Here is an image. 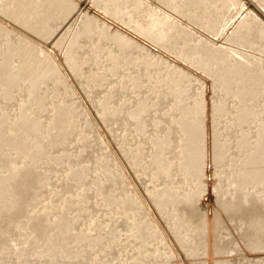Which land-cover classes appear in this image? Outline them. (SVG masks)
I'll use <instances>...</instances> for the list:
<instances>
[{
	"label": "bare ground",
	"instance_id": "6f19581e",
	"mask_svg": "<svg viewBox=\"0 0 264 264\" xmlns=\"http://www.w3.org/2000/svg\"><path fill=\"white\" fill-rule=\"evenodd\" d=\"M86 3L122 26H112L106 16L98 17L92 9L93 12H88V6L82 8L74 0H0V13L4 12L23 31L40 37L45 45L49 42V46H54L82 90L97 84L106 86L104 96L93 102L98 107L97 117L111 128L116 126L115 131L117 126L119 131L121 128L122 143L114 142L127 146L125 150L120 148L125 151L129 165L144 162L147 166L155 184L145 195L149 196L160 219L153 216L146 203L143 206V198L136 202L134 197H127L113 205L115 176L102 165L100 169H108H103L108 175L102 170L107 175L104 176L107 187H102L107 190L103 193L101 188L100 192L108 206H104V218L88 228V231L97 229V237L91 238L93 243L85 249L76 247L80 241L73 239L74 232H81V228L86 232L83 223L95 220L85 222L80 205L72 209L70 203L78 204V200L69 198L74 192L70 191L68 196L61 194L60 189L53 191L56 186L52 183L51 191L48 181L41 182L50 175L43 172L44 176L42 171L48 172L51 165L57 166V170L66 165V170L59 169L65 172L62 181L67 175L71 176L68 181L78 178L80 170L71 167L69 159L70 166H67V158L63 161L56 153L57 158L49 154L54 151L51 145L63 142L61 147H55L63 151L61 148L73 136L79 142L76 138L86 128L84 125L92 123H86L89 119L83 114V119L79 117L74 101L66 100L64 93L72 89L74 92V87L65 79L69 75L62 72L64 67L57 63L60 61L46 50L49 48L44 49L33 37L24 34L17 42L12 30L0 20V96L3 101L15 100L12 102L15 114L11 116V108L2 105L7 100L3 102L0 98V105L11 112L6 113L0 107V151L3 152V155L0 153V212L7 214L13 209L15 213L7 217L2 212L6 223L2 227L0 220V234L8 235V239L4 237L5 242L0 235V264H108L104 253L110 250L128 258L122 264H129L133 259L139 260L136 264H143L144 257L148 264H157L148 256L158 254L176 259L180 256V264H193L192 259L205 256L210 264H229L217 263L220 258L213 259L216 253H222L220 256L230 253L228 248L224 251L228 243L224 245L220 231L229 221L240 228L247 225L240 236H233L239 245L238 263L245 260L243 263L249 264L245 263L247 258H257L250 260L251 263L264 264V254L246 256V252L264 245V94L247 87L254 74L264 77V0H86ZM254 22L260 25L253 28ZM253 29H256L254 34ZM145 40L190 65L210 61L206 67L213 66L221 72L218 78L229 85L225 90L233 100L216 92L214 99L209 98L213 100L210 102L204 89L208 84L202 87L200 80L183 64L166 57L155 46L151 48ZM254 44L260 50L254 58L242 59L235 52L240 45L251 48ZM13 55L16 63L11 62ZM11 64L16 66L12 68ZM210 87L209 91L213 92L214 86ZM212 92H209L211 96ZM5 104L10 106L9 101ZM72 132L74 135L68 141L66 136ZM25 136L30 142L23 140ZM120 137L115 139L120 141ZM71 142L72 147L74 139ZM67 147L63 153L68 152ZM56 149L54 152L58 154ZM144 150L146 157L142 156ZM50 155L56 166L48 162ZM35 163L49 168L35 170V167L33 170L39 176L35 175L31 168L37 166ZM211 174H217V178L211 179ZM26 178H29L27 183ZM43 183L49 190L44 189ZM148 185L145 184L147 189ZM36 187H40L39 192ZM42 187L46 192L41 191ZM49 192H53L51 196ZM54 192L60 194L56 200ZM74 194L81 196V188ZM33 200L37 203L33 204ZM27 205L32 209L26 208ZM14 208L20 210V215L27 213L15 220L19 213ZM75 216L81 217L80 225H74ZM118 217L125 218L123 232L109 224L111 218ZM9 218L13 220L10 222ZM79 221L76 222L79 224ZM190 237H194L192 244L187 241ZM75 248L78 250L74 251Z\"/></svg>",
	"mask_w": 264,
	"mask_h": 264
},
{
	"label": "rangeland",
	"instance_id": "374dc122",
	"mask_svg": "<svg viewBox=\"0 0 264 264\" xmlns=\"http://www.w3.org/2000/svg\"><path fill=\"white\" fill-rule=\"evenodd\" d=\"M76 1V3L78 4H81L83 7L82 8H87V6H88V12H93V13H95L98 17H102V16H104V15H102V12L100 13V11L101 10H99V9H97V7H93V5H91V4H89V3H86V0H74V2ZM82 1H84L83 3H81ZM78 4V5H79ZM83 4H85V5H83ZM89 4V5H88ZM16 6H17V4H16ZM85 6V7H84ZM94 8V9H93ZM91 9L93 10V11H91ZM99 10V11H98ZM101 15V16H100ZM106 16V15H105ZM104 16V18H106L107 19V21L110 23V24H112V26H116L117 24H119V22L117 23V24H115L114 23V21H116V20H112V18L111 17H108V16H106L105 17ZM103 18V19H104ZM111 18V19H110ZM0 20H1V23H5V25H7L11 30H12V33H14L15 34V36H14V38H15V40L17 41V42H19V37H20V35L21 36H23V34L25 35V37L27 36V37H33V38H31L34 42H36L37 44H41L42 45V47L43 46H45V47H43L44 49H46V48H49V49H46L47 51H51L52 53H53V55H54V57H56L55 59L57 60V61H60V62H57L58 64H59V66L61 67V68H63V73L66 75L67 73V75L66 76H68L69 75V78L68 77H66L65 79H67V81H69L70 80V82L69 83H72V85L73 86H71V84H70V86L73 88L74 87V92H73V89H72V91L71 90H69L68 91V93L67 92H65L64 93V95H65V97L67 98H65L66 100H72V101H74V107H75V112L77 111V113H79V117L80 118H82V116L84 115L85 116V119L87 120V119H89V120H85L86 121V123L88 122L89 124L90 123H92L90 126H87L88 124H86V125H84L86 128H84V127H82V128H84L81 132L82 133H80L79 134V136L76 138V139H80V141L79 142H75V136H73L74 134H73V132L72 133H68V136H66V138L68 139V137L70 138V137H72L73 136V138L71 139V140H73L74 139V142H73V146L71 147V144H70V142H71V140L70 139H68V141L70 140V142H68L69 143V145H68V143H66V142H64V144L66 143V146L64 145L61 149H63V151L61 152L60 151V149L59 148H57V149H59V153L57 154V152H54L55 151V147L57 146V147H59L60 145H63V142H62V144H56V143H54L55 145H51V146H49V147H51V148H53V146H54V151H52L53 153H49V152H51L50 150V148H48L49 149V154H55L56 153V155L57 156H61V159H63V161H65V159L67 158V160H66V164H67V161H68V159L71 161L69 164H71V167H73L74 169H79L80 170V176L78 177V178H75V177H73V180L72 179H70L69 181H68V178H70V177H68L69 175H67V176H64L63 178L65 179H63V181H62V178H61V176H63L64 174H65V172L64 173H61V171L64 169V170H66L65 168H68V167H66V165H64L65 164V162H64V164H63V162H62V165H64L65 166V168H64V166L61 168L60 166V168H61V171L59 170L60 168H58V170H57V166H56V164H55V162H54V160L53 159H51V155H50V159H48V160H50V161H48L49 163H52L53 164V162H54V165L56 166V167H54L56 170H54V172L56 171L57 173H55L54 174V172L52 171L54 168H53V166L51 167V166H49L50 167V169H52V170H50V169H48V172H47V170H45V171H42V173L43 172H45V173H49L50 175H47V177L44 175V173H43V175L45 176V180L43 179L44 177L43 176H41V174H40V176L41 177H43V178H41V179H43V180H41V182L42 181H48V184L47 185H50L51 183H52V186H56V188L55 187H53L52 188V186L50 187V190H51V188L53 189V191H55L56 190V192L58 191L59 192V189H60V193L62 194H68V193H70V191L73 193H76L77 191H78V188H81V196H76L74 193H73V196H71L70 195V200L72 199V201L73 200H78V204H72L71 205V203H70V206H73L72 207V209L76 206V205H80L81 207H83L82 209H81V211H84L83 212V217H84V220H85V222H87L88 220H95V221H93V222H90V223H83V225H84V227H87V231L86 232H83V228H81L80 230H81V232H79V231H76V232H74V235H73V239H79V243L78 244H76V247H78V248H80V249H85L86 247H87V245L88 244H91V243H93L92 242V240H91V238L92 237H97V229L96 228H93V229H91L90 231H88V228H92L93 227V225L95 224V223H97L98 221H100L102 218H104V216L102 217V215L105 213V211H103V210H105V208H104V206L106 205V206H108L107 205V202L104 200V198H103V195H102V189H103V193H104V191H106L107 189H106V187H107V185H106V182H107V178H104V176H107L108 175V173H107V171H104L103 169L105 168V167H103L102 169H100L101 167H102V165L103 166H106L108 169H109V171H110V173L112 172L113 173V175L112 176H115V178L113 177V179H115V184H114V186H113V188H112V196L115 198V200H114V203H113V205L114 204H116V203H119V202H121V200H125V198L127 199V197L128 198H133L134 197V199L136 200V202H138V200H142V198H143V201H144V198H145V201H144V203H143V201L141 202V201H139V203L141 202L142 204H143V206H144V204H145V206L147 207V206H149V209L151 210V213L152 214H154L153 216H155V217H157V219H160V217L159 216H157L158 214H157V211L154 209V204L151 202V200H150V198H149V196L147 195H145L147 192H146V190L147 191H149V190H153L154 189V181L152 180V178L148 175V171L146 170V167L147 166H145V165H143V163L144 162H142L141 164H139V165H129V163H127V157L124 155L125 153V151H121V146L123 147V150H125V148H127V146H125L124 144H120V143H116V142H121V137H120V131H121V128H120V131H119V127L117 126V130L115 131L114 129H116L115 127H113V128H111L109 125L107 126V124H105V122H104V124L102 123L104 120H102V119H99L98 117H99V113L97 114L95 111H98L97 110V106L94 104L95 103V101L96 100H99L100 98H102V96H104V93H105V91H106V86L105 85H102V84H97V85H95V86H92V87H89V89L86 91L85 89H83L82 90V87L79 85L80 83L77 81V79H74L75 77H73V75L70 73V71H68V69L66 68V66H65V64H64V62H62V59H61V57H59L60 55H58L57 53V51L55 50L56 48L54 47V46H52L51 44H50V46H49V42H47V45H45V43H43L44 41H41V39L39 40V38L40 37H36V35H30L29 33V31L28 30H26V31H23L24 29L22 28L21 29V27L20 26H18L19 27V29H18V27H17V23L14 21V20H11L10 18H8V16L4 13V12H1L0 13ZM111 20H112V22H111ZM121 24V26H122V23H120ZM258 25H260V23L259 22H254L253 23V28H256ZM117 26H120V25H117ZM120 26V27H121ZM123 26H125V25H123ZM15 28H17V29H15ZM123 28V27H122ZM124 28H126V27H124ZM14 29V30H13ZM127 29V28H126ZM125 29V30H126ZM15 30H17V31H15ZM127 30H129L128 32H131L133 35H135L136 33L133 31V30H131L130 28L129 29H127ZM18 31H21V32H18ZM29 33H28V32ZM17 32V33H16ZM25 32V33H24ZM256 32V29H253V33H252V31H250V33H252V34H254ZM19 33V34H18ZM18 34V35H17ZM29 35V36H28ZM36 38H35V37ZM135 36H137V37H139V38H141L142 39V37H140V36H138L137 34L135 35ZM217 36V34L215 35V37ZM100 37H103V36H100L99 35V38ZM29 38V39H30ZM41 41V42H37V41ZM143 40V39H142ZM146 42H148V44L151 46V48L152 47H154L155 45H153L152 43H150L148 40H145ZM52 46V47H51ZM156 48H157V50L159 51V52H161V48H159V47H157V46H155ZM160 49V50H159ZM229 50V52L230 53H232V52H234V51H231L230 49H228ZM162 51H164V50H162ZM260 50H259V48H258V45L256 46V44H254L251 48H248L246 45H244V47H243V45H240V47L237 49V50H235V52H237V54L239 55V56H242V59H245V58H248V57H250L251 56V58H254V55H259V52ZM57 52V53H56ZM158 52V53H159ZM157 53V54H158ZM165 53V54H164ZM56 54V55H55ZM162 54H164V55H167L166 57H168L169 58V56H170V59H172V60H175V62L176 63H178L179 65H181L182 66V64H183V66H184V68H186V69H188L189 71H191L192 72V74L194 75V78H196V79H198V80H200L199 82L203 85L202 87H205V85H207L204 89H206L207 90V93H208V99L210 98V99H214L213 98V96L216 94V92L217 93H219V95H221V96H225L226 98H229V99H231V100H233L232 98H230V95L226 92V90H225V86H229V85H226V83L222 80V79H220V78H218L220 75H219V73H221V72H219L218 70H217V68L216 67H213V66H211V67H206L208 64L207 63H209L210 61H205L204 63H202V64H198V63H196V62H193V65H190V64H188V63H185V62H183V60H181V59H179V58H177L175 55H172V54H170L169 52H167V51H164V52H162ZM58 56V57H57ZM60 58V59H59ZM13 61V63H16L17 62V59H16V55H13L12 56V59H11V62ZM61 64V65H60ZM185 64V65H184ZM11 66H12V68L13 67H15L16 65L15 64H11ZM65 71V72H64ZM223 72V71H222ZM255 76L253 77V78H251V80L249 81V83H248V85H247V87L249 86L250 88H256V89H258V90H260L263 94H264V77L263 76H261V75H256V74H254ZM73 77V78H72ZM69 79V80H68ZM66 81V83H68ZM206 82V83H205ZM69 83H68V85H69ZM205 83V84H204ZM54 85H57V83H53ZM213 85L214 86V89H213V92L212 91H209L210 89H212L211 87H210V85ZM80 86V87H79ZM209 88V89H208ZM220 91H219V90ZM85 90V91H84ZM115 90H119V89H115ZM212 92V96H211V94L209 93V92ZM210 94V95H209ZM63 96V95H62ZM2 96H0V98H1ZM212 97V98H211ZM75 98V99H74ZM78 98V99H77ZM90 98H91V100H90ZM107 98V97H106ZM77 99V100H76ZM209 99V101L210 102H212L213 100H210ZM1 100H2V98H1ZM7 100V99H6ZM5 99H4V101H6ZM83 100V101H82ZM93 100V101H92ZM231 100H229L230 102H232ZM3 101V100H2ZM3 101V102H4ZM9 101V107H8V105H6L5 103L6 102H8ZM14 101V102H13ZM13 101H12V99L10 98V99H8L6 102H4V103H2L1 101H0V103H2V105L4 106L5 105V108H11V110H12V108H14V106L13 105H15V104H13V103H15V100L13 99ZM13 102V103H12ZM91 102V103H90ZM94 102V103H93ZM229 102V103H230ZM254 103V102H253ZM8 104V103H7ZM92 104H94V105H92ZM77 105V106H76ZM230 105H231V103H230ZM3 106H1L0 105V107H2V109H4V111H6V113H9L10 112V110H8V109H5V108H3ZM7 106V107H6ZM97 107V108H96ZM82 108V109H81ZM96 108V110H94ZM1 109V108H0ZM2 109H1V111H2ZM77 109V110H76ZM257 109V108H256ZM9 111V112H8ZM13 111H14V109L10 112L11 113V116H14V114H13ZM41 114H44V112L43 113H41ZM83 114V115H82ZM10 115V114H9ZM45 115V114H44ZM98 116V117H97ZM42 117H43V115H42ZM84 118V117H83ZM82 118V119H83ZM256 118H258V117H256ZM44 119V118H43ZM92 119H94V121L92 120ZM222 121H224V117L222 118V120H220V122H219V126H222ZM227 122V121H226ZM94 126V127H93ZM106 126V127H105ZM112 126V125H111ZM105 127V128H104ZM107 128H110L109 130L107 129ZM109 131H110V133L112 132L113 133V131L115 132V133H109ZM118 131V132H117ZM118 133H119V135H118ZM69 134L71 135V136H69ZM115 134H117V135H115ZM121 135H122V133H121ZM147 135H148V133H147ZM115 136L116 137H120V141H119V138H116L115 139ZM85 138V139H84ZM67 139H65V140H67ZM23 140L25 141V142H30V138L29 137H27V136H25V137H23ZM116 140V142H114ZM64 141V140H63ZM58 142H60V141H58ZM72 143V142H71ZM76 143V144H75ZM122 143V142H121ZM78 144V145H77ZM17 145H20V144H17ZM67 146H70L69 148L67 147ZM75 146V147H74ZM81 146V147H80ZM61 147V146H60ZM64 147H67V149H68V152L66 151V148H65V151L67 152H65V153H63L64 152ZM79 148V149H78ZM56 149V150H57ZM71 149V150H70ZM76 149V150H75ZM147 149V148H146ZM78 150V151H77ZM20 151L21 152H23L24 150H22V149H20ZM46 151H48V150H46ZM73 152H75L74 154H73ZM79 152V153H78ZM0 153H2L1 155H3V152H1L0 151ZM6 153V152H5ZM4 153V154H5ZM47 153V152H46ZM64 154V156L65 157H63L62 158V155ZM48 154V155H49ZM62 154V155H61ZM146 154H147V152H146V150H144L143 151V153H142V156H145L146 157ZM53 157V156H52ZM54 157H56L55 155H54ZM126 159H125V158ZM57 158V157H56ZM117 158H119L118 160H117ZM52 161V162H51ZM115 161V162H114ZM41 161H39V163L38 164H40V165H42V162L44 163V160H42V162L40 163ZM46 162V161H45ZM60 162H61V160H60ZM60 162H58L59 164L58 165H60ZM37 163H35V164H37ZM57 163V162H56ZM38 164H37V166H38ZM105 164V165H104ZM33 165H34V163H33ZM214 165H217V164H214ZM219 165H221V163H219L218 164V166ZM37 166H32L31 168H32V170L35 168V170L37 169H40V168H42L43 166H44V164H43V166H41V167H39V168H37ZM45 166L47 167V168H49L48 167V165H46L45 164ZM44 166V167H45ZM67 166H70V165H68L67 164ZM107 168H105L106 170H108ZM125 168V169H124ZM137 168H139L140 169V171H136L137 170ZM30 169V168H29ZM43 169H46V168H43ZM43 169H41V170H43ZM124 169V170H123ZM32 170L30 169V171H31V173L32 174H35V173H37L38 171H34L33 170V172H35V173H33L32 172ZM50 170V171H49ZM63 170V171H64ZM102 170L104 171V173H107V175H103V172H102ZM123 170V171H122ZM51 171H52V173H51ZM58 171H60V172H58ZM40 173V172H39ZM58 173H60V174H58ZM55 176H54V175ZM57 174L59 175L58 177H57ZM62 174V175H61ZM35 175H38V173L37 174H35ZM0 176L2 177V174H0ZM33 176V175H32ZM39 176V175H38ZM38 176H35V177H37V179H39L38 178ZM52 177V178H51ZM55 177V178H54ZM56 177H57V179H56ZM47 178H49L50 179V183H49V179H47ZM54 178V179H53ZM67 178V179H66ZM207 178V176H205V178L204 179H206ZM210 178L211 179H216L217 178V174L216 175H210ZM105 179V182H103V180ZM69 182L68 184H67V181ZM66 182V184H65V182ZM70 181H73V182H71V184H72V186H71V184H70ZM63 182V183H62ZM103 183V184H102ZM146 183H148L149 185V189H147L146 187H145V184ZM43 184H45V186H46V183H43ZM43 184H41V186L43 185ZM65 184V185H64ZM70 184V185H69ZM102 184V185H101ZM108 184V183H107ZM251 184V183H250ZM249 184V185H250ZM104 185H106V187H105V189L103 188L104 187ZM249 185H247V187L249 186ZM38 186V185H37ZM40 186V185H39ZM43 186L44 187V189L46 188V190H49V188L47 189V187L48 186ZM60 186V187H59ZM103 186V187H102ZM43 187L41 188L42 190V192L44 191V189H43ZM59 187V188H58ZM63 187V188H62ZM252 187V186H251ZM37 188V191L39 192V188L40 187H36ZM66 188V189H65ZM102 188V189H101ZM253 188H258V185H253ZM69 189V190H68ZM36 190V189H35ZM46 190L44 191V192H46ZM66 190H68L67 192H66ZM100 190H101V192H100ZM52 191V190H51ZM142 191V192H141ZM34 192V191H33ZM42 192H40V193H42ZM56 192H54V195H53V198L56 200V198L58 197L59 198V196H57V194H59V193H56ZM121 192H122V194H121ZM124 192V193H123ZM141 192V194H142V196L140 197V198H138L141 194H139ZM47 193H48V191H47ZM53 193V192H52ZM51 192H49V195L48 196H51L50 194H52ZM126 193V194H125ZM45 193H43V195H44ZM144 194V195H143ZM39 196H41L40 194H38ZM47 195V194H46ZM46 195H44V196H46ZM60 195V194H59ZM38 196V197H39ZM68 196H69V194H68ZM145 196V197H144ZM42 197V196H41ZM40 197V198H41ZM56 197V198H55ZM45 198V197H44ZM57 198V199H58ZM146 199H148V200H146ZM37 200H39V198L37 199ZM34 201V200H33ZM32 201V203L33 204H35V203H37V201H34L33 202ZM148 201V202H147ZM28 203H30L31 204V201L30 202H28ZM29 204V205H30ZM148 204V205H147ZM33 206V205H32ZM143 206L142 205H140V207L141 208H143ZM151 206V207H150ZM153 206V207H152ZM29 206L27 205V207L26 208H28ZM77 207V206H76ZM23 208V207H22ZM21 208V209H22ZM30 208V210L32 209L31 207H29ZM145 208V207H144ZM16 211H17V209L16 208H14ZM53 209H54V207H53ZM155 211H154V210ZM23 210H24V212L25 211H27L25 208H23ZM23 210H21V212H23ZM29 210V209H28ZM153 210V211H152ZM11 211V210H10ZM12 211H14L13 209H12ZM12 211H11V213H12ZM15 211V212H16ZM103 211V212H102ZM2 212H5V214L4 213H2ZM2 212H0V214H1V218H0V220L2 219V214H4L5 216H7L8 217V215L9 214H11L9 211H7V214H6V211H2ZM9 212V213H8ZM20 212V210H18L17 211V213L16 214H18ZM153 212H155V213H153ZM27 213V212H26ZM25 213V214H26ZM52 213V211H50V213L49 214H51ZM12 214H15L14 212L12 213ZM22 214H24V213H22ZM22 214L20 215V213L18 214L19 216H16V218L14 217L13 219H15V220H19V219H22V218H20V216H22ZM24 214V215H25ZM12 216V215H11ZM10 217V216H9ZM82 217V218H83ZM4 218V217H3ZM10 218H12V217H10ZM9 218V219H10ZM5 219V221H8V223H9V220H7L6 218H4ZM13 219H10V222L13 220ZM24 219H25V217H24ZM79 219H81V217H79V216H75L74 218H73V220H74V222H75V224L74 225H80V221H79ZM125 218H123V217H118V218H116V219H114V218H111L110 219V222H109V224L111 225V223H112V226L113 227H116L118 230H120V231H122L123 230V228H124V226H125ZM22 221V220H21ZM39 222L38 220H35V222ZM76 221H79V224H78V222H76ZM82 222H83V220H81ZM112 221V222H111ZM1 222V221H0ZM22 222H26L25 220L24 221H22ZM34 222V223H35ZM36 222V223H37ZM73 222V223H74ZM5 223L6 222H4V220L2 219V227H4V225H5ZM82 224V223H81ZM1 225V224H0ZM225 225L227 226L226 228H221L220 229V231H221V234L224 236V240H223V236H222V240L224 241V245L225 244H227L226 245V248H224V251L227 249L228 251H230V253L229 252H226L227 254L226 255H224L225 254V252H223L224 254V256H220L222 253H220L219 255H217V253L213 256V259L214 260H218L219 258L220 259H222V260H219V261H216L217 263H219V262H222V261H227L229 264H236L235 263V258H236V260H237V250H238V247L237 246H239L238 245V241L235 239L237 236H240L243 232L242 231H245V229H247L246 227H247V225H243V226H241V228L239 227V225H236L234 222H230L229 221V223H225ZM228 225H231V226H228ZM131 226V225H130ZM232 226H233V228H232ZM235 227H236V230H234L235 229ZM232 228V229H231ZM243 228H244V230H243ZM57 229H59V228H57ZM237 230H238V232H237ZM96 231V232H95ZM19 232V231H18ZM123 232V231H122ZM233 233V234H232ZM230 234V235H229ZM238 234V235H237ZM1 235V234H0ZM3 235V234H2ZM2 235H1V237H2ZM77 235H80V236H82V238L80 239V238H77L76 236ZM7 236V237H6ZM4 235V237H6L7 239H8V235ZM235 238H234V237ZM0 237V238H1ZM4 237H2L4 240L3 241H5V242H7V240H6V238H4ZM196 237V239L198 240V242H200V240H199V237L198 236H195ZM22 238H23V236H22ZM22 238H20V239H22ZM123 238V237H122ZM193 238L194 237H190V238H188L187 239V241H190L191 242V244L193 243ZM235 241V242H234ZM9 242V241H8ZM19 242H21L20 240H19ZM201 242H203V240L201 241ZM227 242V243H226ZM263 242H264V240H263ZM8 244V243H7ZM10 244V243H9ZM234 244H235V247H237V248H235V247H233L234 246ZM261 245L263 244V243H260ZM11 245V244H10ZM222 245H223V243H222ZM221 244H220V246H222ZM228 245H229V247H228ZM233 247L234 249H232V251H231V247ZM264 245H262L261 247H263ZM260 247V248H261ZM230 248V249H229ZM252 248H254V247H252ZM256 249H258V247H255ZM254 248V250H251V247L249 248L251 251H248V252H246V256H248L249 258H252L253 256L255 257H257V256H259L260 254H264V252H263V250H264V248H262V249H258L259 251H261V253L258 251L257 252V250ZM76 250H78V249H74V251H76ZM176 250H177V252L178 253H180V250L178 249V247L176 248ZM226 250V251H227ZM236 252V253H235ZM5 254H8V253H5ZM105 254V256H106V261L108 262V264H122L121 262H123V261H128V258L126 257V256H124V254L123 255H116V251H113V250H110V251H108L107 253L105 252L104 253ZM252 256V257H251ZM170 257V258H169ZM167 256V255H161V254H158V255H155V256H148V258L151 260V259H153L154 260V262L155 263H157V264H170L171 262H173V264H180V260H178V258H181L180 256L179 257H177V259H176V257H171V256ZM216 257V258H215ZM223 257V258H222ZM144 258H147V257H144ZM143 258V264H148V261H146L145 259ZM167 258H168V260H167ZM191 258H194V256H191ZM242 258V257H241ZM240 258V259H241ZM148 259V260H149ZM182 259V258H181ZM248 260L250 261H254V260H257V258L255 259L254 258V260H252V259H248L247 258V260H246V262L245 263H249V264H253V263H251V261L250 262H248ZM5 261V260H4ZM138 261L139 260H135L134 261V259L133 260H131V261H129V264H130V262H134V264H136V263H138ZM184 261H188V259L187 260H185L184 259ZM192 261H193V264H210V260H208L207 258H206V256L205 257H200V258H198L197 260L196 259H192ZM240 261V263H238V260H237V263L238 264H244L243 262L245 261V260H239ZM3 262V261H2ZM209 262V263H208Z\"/></svg>",
	"mask_w": 264,
	"mask_h": 264
},
{
	"label": "snow or ice",
	"instance_id": "6c2138e0",
	"mask_svg": "<svg viewBox=\"0 0 264 264\" xmlns=\"http://www.w3.org/2000/svg\"><path fill=\"white\" fill-rule=\"evenodd\" d=\"M28 179H29V178H26V183L28 182Z\"/></svg>",
	"mask_w": 264,
	"mask_h": 264
}]
</instances>
